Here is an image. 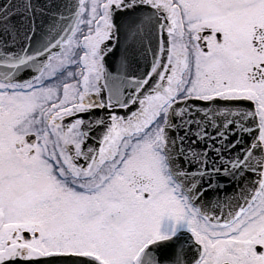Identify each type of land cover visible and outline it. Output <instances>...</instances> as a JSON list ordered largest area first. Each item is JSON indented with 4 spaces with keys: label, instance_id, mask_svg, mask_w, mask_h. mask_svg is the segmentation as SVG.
<instances>
[{
    "label": "snow or ice",
    "instance_id": "6c2138e0",
    "mask_svg": "<svg viewBox=\"0 0 264 264\" xmlns=\"http://www.w3.org/2000/svg\"><path fill=\"white\" fill-rule=\"evenodd\" d=\"M0 264H264V0H0Z\"/></svg>",
    "mask_w": 264,
    "mask_h": 264
}]
</instances>
